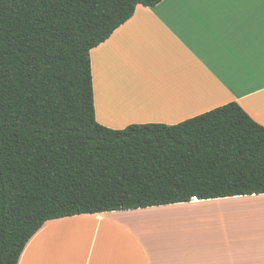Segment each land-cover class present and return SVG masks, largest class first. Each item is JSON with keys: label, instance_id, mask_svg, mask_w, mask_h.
Returning <instances> with one entry per match:
<instances>
[{"label": "trees", "instance_id": "obj_1", "mask_svg": "<svg viewBox=\"0 0 264 264\" xmlns=\"http://www.w3.org/2000/svg\"><path fill=\"white\" fill-rule=\"evenodd\" d=\"M0 0V264L53 219L264 193V126L237 102L177 124H100L90 52L139 4Z\"/></svg>", "mask_w": 264, "mask_h": 264}, {"label": "crops", "instance_id": "obj_2", "mask_svg": "<svg viewBox=\"0 0 264 264\" xmlns=\"http://www.w3.org/2000/svg\"><path fill=\"white\" fill-rule=\"evenodd\" d=\"M90 57L106 127L173 125L230 102L264 126V0L139 4ZM19 264H264V193L49 220Z\"/></svg>", "mask_w": 264, "mask_h": 264}, {"label": "built area", "instance_id": "obj_3", "mask_svg": "<svg viewBox=\"0 0 264 264\" xmlns=\"http://www.w3.org/2000/svg\"><path fill=\"white\" fill-rule=\"evenodd\" d=\"M191 200L197 201V200H199V198L197 196H193Z\"/></svg>", "mask_w": 264, "mask_h": 264}]
</instances>
